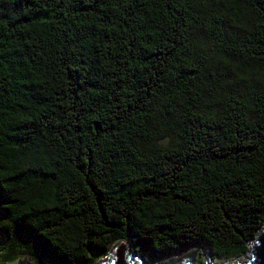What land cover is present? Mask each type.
Returning <instances> with one entry per match:
<instances>
[{
    "label": "trees",
    "instance_id": "obj_1",
    "mask_svg": "<svg viewBox=\"0 0 264 264\" xmlns=\"http://www.w3.org/2000/svg\"><path fill=\"white\" fill-rule=\"evenodd\" d=\"M263 227L264 0H0L1 264H236Z\"/></svg>",
    "mask_w": 264,
    "mask_h": 264
},
{
    "label": "water",
    "instance_id": "obj_2",
    "mask_svg": "<svg viewBox=\"0 0 264 264\" xmlns=\"http://www.w3.org/2000/svg\"><path fill=\"white\" fill-rule=\"evenodd\" d=\"M125 244L124 241L116 242L100 264H141L135 254L127 253ZM248 251L250 252L249 258L239 264H264V227L255 239L249 242ZM191 261L190 257L184 264H193ZM208 263L211 262L208 261Z\"/></svg>",
    "mask_w": 264,
    "mask_h": 264
},
{
    "label": "rangeland",
    "instance_id": "obj_3",
    "mask_svg": "<svg viewBox=\"0 0 264 264\" xmlns=\"http://www.w3.org/2000/svg\"><path fill=\"white\" fill-rule=\"evenodd\" d=\"M125 247H126V250H127V253L130 255H133L131 252H128V245L125 244ZM201 249L202 248H193L191 249L189 252H186L184 253L183 255H180L176 258H168V259H164V260H161L159 262H149L148 260H146L145 258H141L139 261L141 264H184L186 260H188V258H192V263L193 264H207L208 263V259H209V256L207 255V250H205V248L203 249L204 251H207V252H204L202 253L201 252ZM245 255H247V259L249 258L248 256L250 255V252L248 251ZM104 258H102L100 260V262L103 260ZM245 258H243L242 260H244ZM100 262H98L97 264H100ZM212 264H228L226 260H223V259H213L211 261ZM1 264V263H0ZM7 264H35L33 262V260L30 258V257H25V258H21V259H18L14 262H10V263H7Z\"/></svg>",
    "mask_w": 264,
    "mask_h": 264
},
{
    "label": "bare ground",
    "instance_id": "obj_4",
    "mask_svg": "<svg viewBox=\"0 0 264 264\" xmlns=\"http://www.w3.org/2000/svg\"><path fill=\"white\" fill-rule=\"evenodd\" d=\"M127 244V243H126ZM249 257V256H248ZM247 260V257L244 259V260H242V259H240L239 260V263H242V262H244V261H246ZM236 263V262H235Z\"/></svg>",
    "mask_w": 264,
    "mask_h": 264
},
{
    "label": "built area",
    "instance_id": "obj_5",
    "mask_svg": "<svg viewBox=\"0 0 264 264\" xmlns=\"http://www.w3.org/2000/svg\"><path fill=\"white\" fill-rule=\"evenodd\" d=\"M247 256V255H246Z\"/></svg>",
    "mask_w": 264,
    "mask_h": 264
}]
</instances>
